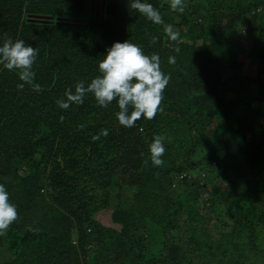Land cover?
Masks as SVG:
<instances>
[{
    "label": "trees",
    "instance_id": "16d2710c",
    "mask_svg": "<svg viewBox=\"0 0 264 264\" xmlns=\"http://www.w3.org/2000/svg\"><path fill=\"white\" fill-rule=\"evenodd\" d=\"M184 1L181 13L142 0L179 32L173 42L131 0H104L101 16L97 0H0V46L7 37L36 48L41 86L19 90L18 72L0 65V184L19 213L0 236V264H264V0ZM246 17L247 55L222 59ZM126 40L170 75L163 111L127 128L117 101L100 107L91 93L61 109L65 91L87 86ZM157 135L162 167L149 151Z\"/></svg>",
    "mask_w": 264,
    "mask_h": 264
},
{
    "label": "clouds",
    "instance_id": "9594fccd",
    "mask_svg": "<svg viewBox=\"0 0 264 264\" xmlns=\"http://www.w3.org/2000/svg\"><path fill=\"white\" fill-rule=\"evenodd\" d=\"M98 2V0H97ZM172 11L183 12L184 0H169ZM130 8L139 12L156 25H164L162 15L151 3L142 0H131ZM98 9V4H97ZM164 31L170 41L180 39L179 32L171 25H164ZM158 38L152 36L150 43H157ZM176 52L180 49L176 48ZM38 51L23 40L13 41L5 38L0 46V65L9 71H17L19 79L23 82L17 85L23 90L25 85H30L33 91H41V86L34 83L35 72L33 65L37 59ZM174 56L168 58L169 64H175ZM100 75L94 77L90 83L85 85L79 81L75 85V92L68 88L64 96L66 99H58L57 105L67 110L73 103L83 104L86 94H93L95 101L100 107H108L113 101H117L119 111L116 117L119 124L132 128L141 118L152 120L158 112H162L164 90L166 89L170 75H166L161 69V58L158 54L148 55L143 48L126 40L114 42L106 51V55L98 64ZM131 113L129 114V109ZM63 120V117H61ZM108 130L101 131L92 137L98 140L101 136H107ZM163 135H157L149 145L151 161L153 166L162 167L165 153ZM19 219V213L15 204L10 202V194L4 184H0V236L6 235L10 226ZM33 230V229H29Z\"/></svg>",
    "mask_w": 264,
    "mask_h": 264
},
{
    "label": "rangeland",
    "instance_id": "374dc122",
    "mask_svg": "<svg viewBox=\"0 0 264 264\" xmlns=\"http://www.w3.org/2000/svg\"><path fill=\"white\" fill-rule=\"evenodd\" d=\"M161 1H169V0H161ZM184 2H186V1H184ZM188 4H189V6L190 5H192V4H194V0H192L191 2L189 1V2H187ZM104 9V0H98V9H97V13H99V15L101 16L102 15V10ZM76 16V17H78L79 15H80V13H71V16ZM75 18V17H74ZM77 19V18H76ZM198 20H201L202 21V23L203 24H205L206 25V18L205 17H203V16H201V17H199L198 18ZM244 22H248V19H247V17L246 18H243V21L241 20V24L238 26V32H239V36L238 35H235L236 37H238V39L237 38H235V37H233V39H235L234 40V42L235 43H233V44H231V45H229V47L227 48V50L225 51V52H223L222 54H221V58L222 59H225L226 57H230L231 55L232 56H237V57H241V56H243V58L247 55V49H248V45H250V43H249V41L247 40V38H249V35H247L248 34V29H247V26L248 25H245L246 26V28L245 27H243V24H244ZM243 27V28H242ZM244 29V30H243ZM246 29V30H245ZM240 30H242V31H240ZM237 39V40H236ZM240 47H246V49H245V51H241V50H239V48ZM244 54V55H243ZM252 66V63H249V64H245V66H243L242 67V71H243V73H245V74H247L250 78H252V79H250L249 78V81L247 82V87H246V92H249L250 91V87L252 86V82H253V79L255 78V77H253L252 76V74H253V68L251 67ZM245 90V89H244ZM230 94H231V92H230ZM249 94H250V92L246 95V98H245V100L246 101H249V98H250V100H251V96L249 97ZM233 97L232 98H234L235 96L234 95H232ZM238 97V96H237ZM251 103H252V105H256V102L255 101H251ZM256 107V106H255ZM262 120H264V117L262 118ZM187 137V135L185 134V133H172V134H170V137L174 140V139H176V142H179L181 139H182V137ZM192 172L194 173H196V174H200V176L202 175V176H204V177H207L208 176V172L206 171V169L204 170V168H197V169H194V170H192ZM210 175V174H209ZM212 177V180L214 181V179L216 178V176H214V175H212L211 176ZM215 182H217V183H219V181L216 179L215 180ZM207 194H204V197L206 196ZM96 216H97V218H99L101 221H103V222H105V223H110V221H109V215H108V213L106 212V211H104V210H101L99 213H97L96 214Z\"/></svg>",
    "mask_w": 264,
    "mask_h": 264
},
{
    "label": "water",
    "instance_id": "95a60500",
    "mask_svg": "<svg viewBox=\"0 0 264 264\" xmlns=\"http://www.w3.org/2000/svg\"><path fill=\"white\" fill-rule=\"evenodd\" d=\"M97 4H98V2H97Z\"/></svg>",
    "mask_w": 264,
    "mask_h": 264
}]
</instances>
